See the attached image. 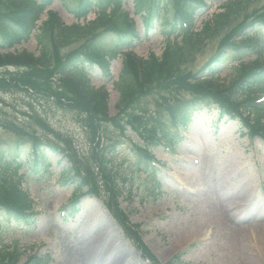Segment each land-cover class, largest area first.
<instances>
[{"label": "rangeland", "instance_id": "rangeland-1", "mask_svg": "<svg viewBox=\"0 0 264 264\" xmlns=\"http://www.w3.org/2000/svg\"><path fill=\"white\" fill-rule=\"evenodd\" d=\"M78 1L55 0L41 15L31 39L13 46L8 51H28L38 55L40 48L36 35L40 32V27L49 22L48 13L55 12L60 21L69 26L95 21L97 12L90 13L86 21L81 19L78 22L75 19L73 10ZM229 1L213 2L210 9L198 19L197 27L200 28L202 23L210 20L215 13L224 11L223 5ZM263 8L264 0H252L230 26L227 24L210 38L188 64L181 65L176 70V76H179L178 74L186 76L198 71L221 47L224 38L234 27L243 20H252L256 14L263 11ZM124 9L135 20L141 36L130 51L140 59H147L153 53L160 56L167 42L160 26H156L153 32L147 34L145 15L136 11L134 1L127 0ZM111 24L115 25L109 26L112 28L109 31L124 27L118 16L111 19ZM107 28L103 29L100 25L94 32L105 31ZM252 33L254 30L250 35ZM261 33V39L257 41L260 46L262 45L264 59V30ZM87 38L88 36L77 37L70 45L60 48L58 60L71 56ZM100 39H97L98 47L90 50L105 57L114 48V43L108 35L103 43ZM172 39L180 41L181 37ZM8 51L0 50V53ZM255 58L256 54H250L240 63H230L228 67L222 68L214 82L220 81L229 85L242 65L248 69L255 63ZM123 64L122 54L111 60L110 73L113 81L109 83L105 81L109 74L106 76L97 66L90 76L93 86L105 88L111 116L118 113L120 95L116 89V81L119 79ZM23 68L0 66V74L13 73ZM55 71L56 69L52 72L54 83L50 86L51 91H56L61 84L62 77ZM242 71L244 74L245 71ZM50 77L51 74L47 79ZM169 89L172 88H157L153 100L159 98L162 93L166 94ZM42 91L43 88L38 91L41 93H37L34 100L29 98L30 106H27L29 104L23 99L22 93L0 89V154L6 152L5 154L8 153L10 157L24 158L30 147L39 140L49 142L61 152L52 154L47 151L49 161L52 163L51 176L25 175L24 167L21 168L20 173L25 175L23 184L35 199V209L40 211V215L34 228L9 222L4 216H0V241L20 251L22 255L20 264L31 257L33 262L42 257L35 262L36 264L43 260L44 262L40 264H94L95 256L98 259L105 258L104 264H150L131 246L120 224L97 198L84 197L80 212L72 217L68 216L65 219L61 212L73 193V187L64 183L63 178H59L62 170L73 166L74 172L75 167L78 168L79 175L87 174L88 158L95 163L93 164L95 168L99 165L92 158L95 151L101 165L106 162V156L110 155L108 164L114 173L124 178L123 171L129 170L131 166L129 162L134 159L132 155L134 153L137 155L135 143H140L142 139L131 128H128L125 134L116 128L106 131L104 128L103 140L96 146L79 117L71 112L70 106H60V102L50 103L48 99L52 97L49 98V93ZM192 97L193 95L188 92L181 91L178 99H175V106L193 100ZM236 97L238 98V95ZM145 100L138 99L137 103ZM216 112L211 109L195 111L190 123L183 129L184 139L177 145L175 154L166 152L162 147L154 150L156 163L160 169L155 178L154 174L148 173L146 169L138 173L137 183L140 187L145 185L149 187V192L148 189H146L148 193L143 192L142 188L138 189L135 184L137 188H133L134 191H127L124 198L119 200L130 222L141 224L142 241L161 264H241L244 255L235 248L231 240L239 226L243 227L241 233H245V249L248 251L246 255L252 259L250 264H264V136H252L249 132L240 135V125L237 121L215 123ZM34 113L42 117L46 123L39 121ZM120 117L118 114L116 120ZM4 119L11 120L16 130L8 131L4 127ZM235 165H238V168ZM134 166L137 168V164L132 167ZM89 177V182H96L97 185V188L92 190L102 197L103 190L99 185V178L91 175ZM153 179L157 181L161 179L162 185L158 186ZM219 203L228 205L226 210L230 214L228 218H223L222 213L218 217L215 211L212 212L214 204ZM85 234L93 236L98 245L102 244L105 250L101 252L92 249V253L86 259L83 254ZM93 252L95 255L92 258Z\"/></svg>", "mask_w": 264, "mask_h": 264}, {"label": "trees", "instance_id": "trees-1", "mask_svg": "<svg viewBox=\"0 0 264 264\" xmlns=\"http://www.w3.org/2000/svg\"><path fill=\"white\" fill-rule=\"evenodd\" d=\"M125 1L80 0L73 10L78 20L86 17L95 8L101 12L95 21L83 25L77 23L69 26L60 21L55 22L56 15L51 13L49 22L44 23L36 35L40 48L39 55L28 51L0 53V66L24 67L22 70L18 69L13 73L7 72L0 76V89L10 90L17 94L22 93L23 99L29 104L27 106H30L29 98L34 100L37 93H41L38 91L43 88L42 92H48L49 98L52 97L48 99L50 103L60 102V106L70 105L71 112L79 117L96 145L98 143L96 132L98 120L103 117L107 120L109 117L108 94L104 88L93 86L90 76L93 75L96 66L101 72L104 71L105 75L110 71V61L94 51V48L98 47L97 39L101 38L100 41L103 43L108 35L114 43L115 49H112V54L116 56L122 51L121 49L132 47L134 42L141 38L135 21L129 18L123 8ZM208 1L134 0L136 11L143 12L145 15L147 34L153 32L154 26L159 24L165 29L167 42L160 56L153 53L147 59H137L131 52L124 54L123 68L116 81V89L120 95L118 107L119 110H123L124 114L121 113L120 119L117 120L116 117H110L106 130L116 128L123 134L128 128L137 131L143 138L140 144L143 152L138 156L135 155L136 164L138 167L142 164L150 172H152V167L148 159H143L144 153L147 156L146 144L150 147H157L167 142L176 147L182 140L176 128L174 129L175 115H180L181 112L179 108L186 112L187 116L185 121L181 120L179 123L183 126L189 122V118L195 111L211 109L217 111L216 122L240 118L246 127L254 131L264 129V107H260L255 102L258 93L264 91V65H260V58L256 59L248 69L242 65L229 85L225 82H214L222 68L241 60L253 51H258L260 43L257 40L261 39V32L264 30V8L260 13L257 11L258 14L252 20H243L234 27L231 33L224 38L221 47L198 71L186 76L184 74L176 76V70L181 65L188 64L189 60L194 58L217 32L227 24L230 26L252 0H230L229 3H224V11L204 21L201 30L195 31L196 19L208 7ZM52 2L53 0H0V49H8L31 39L33 31L37 28L38 19L46 6ZM109 9L111 11L108 12ZM114 16L121 19L124 27L122 26L123 29L120 30L123 31H109L115 25L111 24ZM100 25L103 29L112 26L105 31L96 30L94 32ZM253 30L254 33L250 35ZM172 34L178 38L181 37V40L172 39ZM83 36H88V38L82 46L75 49L74 53L66 59L58 60L60 48L70 45L75 38ZM90 49H94L93 52ZM55 69V73L59 71L63 77L56 91H51L50 86L54 83L52 72ZM242 70L245 71L244 74ZM50 74L51 77L47 79ZM188 76H192V79L189 80ZM180 78L183 79L180 80ZM105 80L110 82V75L105 77ZM160 87L172 89L153 100L154 91ZM181 91L193 95V100L181 102L175 106V99H178ZM141 98L148 101L137 103V100ZM33 115L42 123H46L36 113ZM4 120V127L8 131L16 130L11 120ZM110 120L111 123H109ZM51 149L57 152V149L53 147ZM29 152L24 158L10 157L8 153L5 154L6 152L0 154V216L20 225H31L34 222L35 211L32 209L30 198L27 197L28 195L19 182L25 178V175L41 177L51 176L53 173L47 156L44 157L43 165L40 167L37 164L40 157L38 158L32 149ZM92 158L97 162L95 151L92 153ZM93 164L95 163L92 159L88 158L87 174L79 175L78 168L75 167L74 172L73 166L59 173V178H63L64 183L74 188L68 211L78 210L77 197L85 191L86 184H91L87 183L90 175L98 176L101 181H104V186L106 185L110 193V201L107 204L113 210H118V205L111 194V190H117L118 185L105 181L101 176L103 172L97 171ZM22 167L26 170L25 175L20 173ZM130 232H132L131 228ZM143 249L148 258L158 264L157 259L147 249L144 247ZM21 256L18 249L0 242V264H20ZM23 264H32V257Z\"/></svg>", "mask_w": 264, "mask_h": 264}, {"label": "bare ground", "instance_id": "bare-ground-1", "mask_svg": "<svg viewBox=\"0 0 264 264\" xmlns=\"http://www.w3.org/2000/svg\"><path fill=\"white\" fill-rule=\"evenodd\" d=\"M235 167L238 168V165H235ZM192 184L194 185V183H192ZM213 207H214V210H212V212L215 211L217 213L216 215L218 217H220L219 215L221 213H222L221 216L223 218H226V217L228 218L230 216V214L226 211L228 208L227 204H221V203H219V205L214 204ZM208 220H209V217H207V221ZM218 220H220V218ZM242 231H243V227L239 226L237 228V231H235L234 234L231 236V240L233 241L235 248H237L244 255L241 264H250L252 262V259L250 260L248 258V255H246L248 252L245 249L246 248L245 247L246 238L244 235L245 233H241ZM85 238H86V240L83 241V243L85 244L83 254H84V257L87 259L88 256L92 253V249H94V251H96L97 249L99 250L102 248V244L98 245V242L96 241V239L91 235L85 234ZM94 255H95V253L93 252L92 258L94 257ZM92 258H91V260H92ZM105 262H106V259L103 257H102V259H98L97 256H95L94 260H93L94 264H104Z\"/></svg>", "mask_w": 264, "mask_h": 264}]
</instances>
